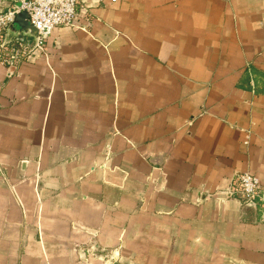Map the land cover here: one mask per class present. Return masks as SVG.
I'll list each match as a JSON object with an SVG mask.
<instances>
[{
    "label": "crops",
    "instance_id": "obj_1",
    "mask_svg": "<svg viewBox=\"0 0 264 264\" xmlns=\"http://www.w3.org/2000/svg\"><path fill=\"white\" fill-rule=\"evenodd\" d=\"M243 172L264 183V0H81L0 63V264H83L92 237L123 264H264L222 194Z\"/></svg>",
    "mask_w": 264,
    "mask_h": 264
},
{
    "label": "built area",
    "instance_id": "obj_2",
    "mask_svg": "<svg viewBox=\"0 0 264 264\" xmlns=\"http://www.w3.org/2000/svg\"><path fill=\"white\" fill-rule=\"evenodd\" d=\"M15 4L6 12L0 11V58L5 51L12 56L5 59L9 66H16L29 59L35 51L44 50V42L58 28L72 27L77 18L81 0H12ZM27 12L29 21L38 31L37 41L23 35L8 38L7 30L17 14ZM230 196L239 195L245 204H257L261 193V181L249 172L238 174L230 185Z\"/></svg>",
    "mask_w": 264,
    "mask_h": 264
},
{
    "label": "rangeland",
    "instance_id": "obj_3",
    "mask_svg": "<svg viewBox=\"0 0 264 264\" xmlns=\"http://www.w3.org/2000/svg\"><path fill=\"white\" fill-rule=\"evenodd\" d=\"M12 56V51H5L2 54V58H0V63L6 64L5 59ZM28 59H23L19 64L14 66V68L19 67L21 63L27 61ZM229 187L222 191V194L225 195L227 198H232L235 200H240L242 205L247 206L245 202L240 198L239 195L235 194L233 196H228ZM247 208H252L255 212L256 218L264 225V183L261 182V193L259 195L257 204L255 206H247ZM99 245L96 239L89 240L88 242H85L82 247H79L76 249L74 253L79 258V261L83 264H88V259H94V260H100L104 262V264H123L122 260V253L120 251V248L118 246L116 247H100L96 246Z\"/></svg>",
    "mask_w": 264,
    "mask_h": 264
},
{
    "label": "water",
    "instance_id": "obj_4",
    "mask_svg": "<svg viewBox=\"0 0 264 264\" xmlns=\"http://www.w3.org/2000/svg\"><path fill=\"white\" fill-rule=\"evenodd\" d=\"M19 35L27 36L31 38L33 41H37L38 39V31L32 26L29 21V16L27 12H21L16 15L14 22L10 25L7 30V37L13 38ZM230 189V187H229ZM228 196L230 194L228 193ZM231 197V196H230ZM238 202H241L238 200ZM247 206H255L254 204H246Z\"/></svg>",
    "mask_w": 264,
    "mask_h": 264
}]
</instances>
